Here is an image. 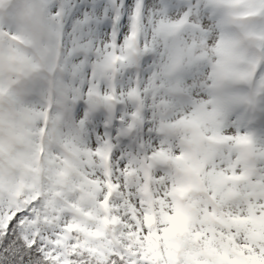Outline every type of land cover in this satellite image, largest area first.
<instances>
[{"label": "snow or ice", "instance_id": "1", "mask_svg": "<svg viewBox=\"0 0 264 264\" xmlns=\"http://www.w3.org/2000/svg\"><path fill=\"white\" fill-rule=\"evenodd\" d=\"M0 264H264V0H0Z\"/></svg>", "mask_w": 264, "mask_h": 264}]
</instances>
